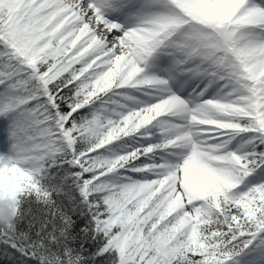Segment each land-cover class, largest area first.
<instances>
[{
    "label": "snow or ice",
    "instance_id": "1",
    "mask_svg": "<svg viewBox=\"0 0 264 264\" xmlns=\"http://www.w3.org/2000/svg\"><path fill=\"white\" fill-rule=\"evenodd\" d=\"M0 264H264V0H0Z\"/></svg>",
    "mask_w": 264,
    "mask_h": 264
}]
</instances>
